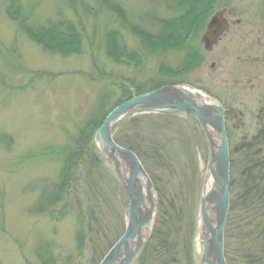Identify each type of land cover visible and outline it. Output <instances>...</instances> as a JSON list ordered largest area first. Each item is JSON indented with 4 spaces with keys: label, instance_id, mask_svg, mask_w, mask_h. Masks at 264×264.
I'll return each mask as SVG.
<instances>
[{
    "label": "rangeland",
    "instance_id": "374dc122",
    "mask_svg": "<svg viewBox=\"0 0 264 264\" xmlns=\"http://www.w3.org/2000/svg\"><path fill=\"white\" fill-rule=\"evenodd\" d=\"M209 1L202 11L205 23L199 19L182 45H174L169 23L186 9L172 0H0V264H43L46 250L54 264H100L119 240L130 198L104 156L91 166L92 151L85 154L63 192L61 185L64 165L83 130L129 95L180 83L226 103L239 85L240 95L256 106L264 90V66L256 87L245 78L236 84L227 72L251 65L218 60L223 45L210 54L200 39L218 9L229 7L233 18L250 17L247 23L258 25L260 17L264 22V0ZM26 25L38 35L56 28L68 32L66 26L73 25L79 43L72 36L71 42L60 41L79 46L69 53L45 47L25 31ZM111 35L123 51L116 56L109 54ZM189 46L202 56L186 69ZM213 62L219 64L213 67ZM132 116L140 119H126L123 128L141 144L140 159L156 186L158 206L161 199L177 203L171 243L179 263L174 264H201L200 201L211 156L206 133L198 118L183 110ZM254 130H231L233 141ZM232 170L231 201L240 190L237 170ZM179 190L183 198L177 197ZM151 240L132 264L161 262L153 248L159 243Z\"/></svg>",
    "mask_w": 264,
    "mask_h": 264
},
{
    "label": "water",
    "instance_id": "95a60500",
    "mask_svg": "<svg viewBox=\"0 0 264 264\" xmlns=\"http://www.w3.org/2000/svg\"><path fill=\"white\" fill-rule=\"evenodd\" d=\"M226 13V8L218 10L210 19L202 37L206 51L212 50L218 38L228 30ZM188 86L167 84L126 99L110 111L95 132L96 144L130 198L126 230L100 260V264H132L150 239L159 207V195L151 175L137 153L115 140L116 127L128 115L168 109L191 111L206 133L211 150L208 171L215 184L211 192H205V186L202 191L198 224L201 236L199 255L201 264H228L225 256V230L231 206V160L225 107L211 95L204 100L198 99L187 90ZM211 204H214L212 209Z\"/></svg>",
    "mask_w": 264,
    "mask_h": 264
},
{
    "label": "trees",
    "instance_id": "16d2710c",
    "mask_svg": "<svg viewBox=\"0 0 264 264\" xmlns=\"http://www.w3.org/2000/svg\"><path fill=\"white\" fill-rule=\"evenodd\" d=\"M172 1L176 2V4L181 8L186 9V15H184L180 19H174L169 23V29H171V33L168 37H172L170 41H172L174 45H182V42L189 35V32L195 27L196 22L199 19L201 23L204 22V12L202 11H204L206 5L208 3L210 4L211 2L209 0ZM114 8L118 11L119 14H123L121 7L115 6ZM12 12L14 13L13 10L10 11V13ZM66 27V29L70 32H66V30L56 28L58 30L55 32L53 31L51 33H44L40 35H38L37 32L34 33L29 25H26V27L24 28L25 31L27 30V32L36 39V41H40L45 47H56L58 51L61 50L63 52L69 53V51L77 50L76 47L79 46L78 43L80 39L79 33L76 31V28L73 25H68ZM171 27L174 28V30H172ZM58 36L61 37L59 38V40L57 39ZM69 36L77 39L78 43H71V46H68L67 43L61 42V39L63 38H66L71 42L72 37H70L69 39ZM111 37H113V39H111L112 44L109 47V54L111 56H116V51H119L117 50L118 44L116 43V40H118V38L115 35H111ZM75 44H77V46ZM119 52L122 53L123 51L120 50ZM186 55V69L188 68V65L193 64L194 61L198 62L200 56H202L200 52L195 49L188 50ZM136 93L143 94L144 92L138 91ZM132 97L133 95H129L126 99H130ZM108 113H106L101 120L95 121L94 124L91 122V128L88 125L83 130L82 135L77 140V144L79 145L78 148L76 149V151L68 155L62 175V177L64 178V181L61 185L62 192L68 185L69 177L72 174V171H74V169L76 168V164L78 162L85 161V154L92 151L91 155L93 156L90 159L91 166L99 163L100 157H103V155H101V153L97 149V144L94 143V139L96 130L101 126L102 121ZM126 119H129L130 122L136 123V120H139L140 117L133 118V116H127L125 119H123L116 128L115 140L121 145L133 149L141 157V144L137 141V137L135 138L134 136L129 134V132H127L128 130L126 131V129L123 128ZM247 187L248 189H246V191H239L237 197H234L231 201L232 203L229 212L230 215L227 221V228L225 230V256H227L228 264H264V161L256 166L254 175L249 177ZM176 195L178 198H183V190L182 192L181 190H179ZM56 197L58 196L56 195L54 199H51V205L55 203V199H57ZM172 202V204L168 201L164 203L161 199L159 204L160 207L156 215L158 217L154 224V230L150 237L152 238V240L155 239V241L159 243L157 245H154L153 247L160 252L159 254H157L156 259L161 260V262L157 264H174L175 262H178L176 255L174 256L176 247H174L173 243H171L173 238L171 237L173 227H176L178 225V218L174 216L178 215L173 212L177 208V203L174 200ZM165 216L167 218L166 222L164 221ZM162 222H165V225L160 226ZM45 253L46 257L43 259V264H54L55 260L52 253H50V250H46ZM189 257L192 259L190 254ZM182 264L184 263L182 262Z\"/></svg>",
    "mask_w": 264,
    "mask_h": 264
},
{
    "label": "flooded vegetation",
    "instance_id": "af4514ba",
    "mask_svg": "<svg viewBox=\"0 0 264 264\" xmlns=\"http://www.w3.org/2000/svg\"><path fill=\"white\" fill-rule=\"evenodd\" d=\"M230 12L231 10L228 7L226 13V19L230 24L228 30L219 38L218 44L215 45L214 49L208 52L213 54L218 46L223 45V51L216 56L218 60H227L228 64L230 62L233 64L236 62L250 64L251 69L241 67L235 74H231L232 71H228L227 73L230 76H235L233 79H235L236 84L241 83L244 80L243 78H245V83L250 84L251 87H256L257 79L264 66V34L260 33V26H262V23L264 24L261 21L263 17H260V15L257 17L258 20L260 17L257 25L253 21L247 23L251 20L250 17L233 18ZM208 21H206L207 24L209 23ZM256 31L259 32L257 33L258 36H255ZM188 48V50H192L190 46ZM260 48H263V51ZM230 58H233V61H230ZM217 63L213 62V67H216ZM247 70L251 71L247 73ZM238 86L235 87V93H232L235 96L226 103H222L226 108L227 136L230 141V146L232 145L230 147L231 170L233 168L237 170L235 180L240 189L238 191H246L248 189L249 177L254 175L256 166L264 161V90L256 102L253 103L256 106L252 108V104L240 95L241 88ZM238 104L241 108L237 106ZM243 128H254L255 130L253 133L247 131L244 135L239 136L238 140L233 141L236 135L234 136L231 130L234 129L236 133L243 130Z\"/></svg>",
    "mask_w": 264,
    "mask_h": 264
},
{
    "label": "bare ground",
    "instance_id": "6f19581e",
    "mask_svg": "<svg viewBox=\"0 0 264 264\" xmlns=\"http://www.w3.org/2000/svg\"><path fill=\"white\" fill-rule=\"evenodd\" d=\"M187 90L188 91H190V92H192L193 94H195L196 95V97H198V99L200 98V99H205V98H207V94L204 92V91H197L195 88H193V87H190V86H188V88H187ZM125 147V146H124ZM125 148H129V147H125ZM131 149V148H130ZM133 150V149H132ZM134 151V150H133ZM135 152V151H134ZM136 153V152H135ZM139 155V154H138ZM140 157V156H139ZM210 158H211V156H210ZM209 163H210V159H209ZM145 165V164H144ZM145 168H146V166H145ZM146 170H147V168H146ZM115 172V171H114ZM147 172H148V170H147ZM116 174V173H115ZM149 174V173H148ZM118 176V175H117ZM232 178V177H231ZM231 178H230V181H231ZM121 182V181H120ZM214 184H215V182H214V178H213V176L211 175V174H208L207 175V177H206V179H205V188H204V191L205 192H211L212 191V188L214 187ZM122 185V184H121ZM231 188H232V181H231V184H230V192H231ZM157 190V189H156ZM230 201H231V199H230ZM212 206H211V208L210 209H212L213 208V205L214 204H211ZM230 208H231V206H230Z\"/></svg>",
    "mask_w": 264,
    "mask_h": 264
}]
</instances>
